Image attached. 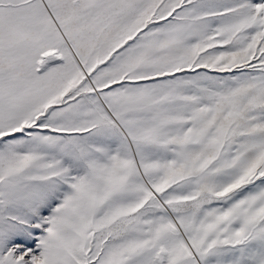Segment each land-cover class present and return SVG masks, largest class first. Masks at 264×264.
<instances>
[{
	"label": "snow or ice",
	"instance_id": "1",
	"mask_svg": "<svg viewBox=\"0 0 264 264\" xmlns=\"http://www.w3.org/2000/svg\"><path fill=\"white\" fill-rule=\"evenodd\" d=\"M0 264H264V0H0Z\"/></svg>",
	"mask_w": 264,
	"mask_h": 264
}]
</instances>
